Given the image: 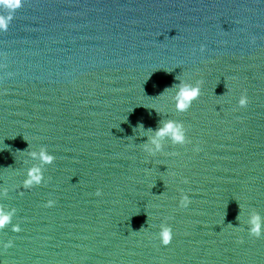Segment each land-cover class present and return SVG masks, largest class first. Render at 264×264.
I'll use <instances>...</instances> for the list:
<instances>
[{
  "label": "water",
  "instance_id": "water-1",
  "mask_svg": "<svg viewBox=\"0 0 264 264\" xmlns=\"http://www.w3.org/2000/svg\"><path fill=\"white\" fill-rule=\"evenodd\" d=\"M169 121L187 141L149 151ZM0 211V264H264V0H25L0 31Z\"/></svg>",
  "mask_w": 264,
  "mask_h": 264
},
{
  "label": "clouds",
  "instance_id": "clouds-1",
  "mask_svg": "<svg viewBox=\"0 0 264 264\" xmlns=\"http://www.w3.org/2000/svg\"><path fill=\"white\" fill-rule=\"evenodd\" d=\"M25 0H20L19 5L15 3V0H13L11 6L4 4L3 0H0V31H5L8 28L9 21L13 19L14 11L20 7L23 6ZM199 95V87L198 85H189V84H181L179 87V91L177 93V102H178V108L183 111L191 106V103L196 97ZM248 103V98L245 95H241L239 99V105L244 106ZM165 135H168L172 138L174 143L177 144H184L187 141V137L185 136V129L182 124L169 121L166 122L165 125L160 128L156 135L152 138V144L155 145V149H149V151H158L161 147L159 138L163 137ZM35 155V153H33ZM40 155L42 156L43 160L45 162H51L54 157L45 154L44 150H41ZM35 171V170H33ZM40 180V176L32 175L28 180L25 181L26 186H30L33 183ZM54 203L52 200L47 201V205L51 206ZM189 203V197L187 195H182L180 199V205L187 206ZM11 213H6L3 211H0V227H2L4 224L8 223L10 219ZM252 228L250 230V235H254L259 237L261 235V221L259 217L253 216L252 218ZM14 231H19L20 227L19 225L14 226ZM173 236V230L172 227L167 225H162L160 232L158 233V237L162 244L168 245ZM12 241H8L4 244V247L7 248L11 245Z\"/></svg>",
  "mask_w": 264,
  "mask_h": 264
}]
</instances>
